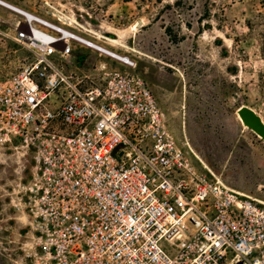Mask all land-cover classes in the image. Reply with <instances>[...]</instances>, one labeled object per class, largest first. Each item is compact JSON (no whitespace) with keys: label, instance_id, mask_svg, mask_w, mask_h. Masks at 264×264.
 <instances>
[{"label":"built area","instance_id":"1","mask_svg":"<svg viewBox=\"0 0 264 264\" xmlns=\"http://www.w3.org/2000/svg\"><path fill=\"white\" fill-rule=\"evenodd\" d=\"M37 16L12 36L32 59L0 78V140L33 162L41 264H264V202L193 164L135 60ZM76 45L110 59L98 82Z\"/></svg>","mask_w":264,"mask_h":264},{"label":"rangeland","instance_id":"2","mask_svg":"<svg viewBox=\"0 0 264 264\" xmlns=\"http://www.w3.org/2000/svg\"><path fill=\"white\" fill-rule=\"evenodd\" d=\"M5 1L131 56L193 164L206 169L195 151L205 172L264 202V143L236 113L247 105L264 121V0ZM24 21L0 4L1 79L32 59L12 39ZM109 60L76 45L71 70L98 82L95 68ZM32 165L23 150L0 140V264H41L38 233L21 199Z\"/></svg>","mask_w":264,"mask_h":264},{"label":"bare ground","instance_id":"3","mask_svg":"<svg viewBox=\"0 0 264 264\" xmlns=\"http://www.w3.org/2000/svg\"><path fill=\"white\" fill-rule=\"evenodd\" d=\"M1 3H3L2 5L3 6H5V7H7V8H9V9H11V10H13V11H15V12H17V13H19L20 15H22L24 18H25V22L27 23V22H32V20H35L34 19V17H38L35 13H31L30 11H28V10H26V9H24V8H22V7H20V6H17V5H15V4H12V3H9V2H7V1H4V0H0V4ZM39 18V17H38ZM33 27H34V25H33ZM35 28V27H34ZM93 32V35H96L95 36V38H98V37H103L102 36V34H100V33H98V32H94V31H92ZM106 38V37H105ZM90 39H92V38H90ZM107 39H109V40H111V41H113V42H117L118 41V38L117 37H107ZM92 42H94V44H96L97 46H99L100 47V50H105V51H108V52H110V53H113V54H115V55H118V56H121V57H123V58H125V56L123 55V54H121V53H119V52H117V51H112L113 49H110V48H108V47H106V46H103V45H101V44H99V43H96V41H93L92 40ZM112 42V43H113ZM119 42V41H118ZM117 42V43H118ZM127 47V46H126ZM134 50V49H133ZM188 145V144H187ZM190 146V145H189ZM191 151H193L192 149H191ZM193 155H194V157L203 165V167L204 168H206L207 170H209V167H208V165L206 164V162L199 156V155H197L196 153H195V151H193ZM206 169H204V170H206ZM240 193H243V194H246V193H244V192H241V191H239ZM257 200H259L260 201V199H257ZM262 202V201H261Z\"/></svg>","mask_w":264,"mask_h":264},{"label":"water","instance_id":"4","mask_svg":"<svg viewBox=\"0 0 264 264\" xmlns=\"http://www.w3.org/2000/svg\"><path fill=\"white\" fill-rule=\"evenodd\" d=\"M236 113L243 126L256 133L264 142V121L261 115L247 105L240 106ZM236 264H242V262H237Z\"/></svg>","mask_w":264,"mask_h":264},{"label":"flooded vegetation","instance_id":"5","mask_svg":"<svg viewBox=\"0 0 264 264\" xmlns=\"http://www.w3.org/2000/svg\"><path fill=\"white\" fill-rule=\"evenodd\" d=\"M238 108H239V107H238ZM247 130L250 131V132L253 134L254 137H256L257 139H259V140H261V141L263 142V140H262V139H261L256 133H254L252 130H249V129H247ZM263 143H264V142H263ZM222 175H223L224 178H226V179H228V180L230 179V178H229V177H230V176H229L230 174H229L228 171L223 172Z\"/></svg>","mask_w":264,"mask_h":264},{"label":"crops","instance_id":"6","mask_svg":"<svg viewBox=\"0 0 264 264\" xmlns=\"http://www.w3.org/2000/svg\"><path fill=\"white\" fill-rule=\"evenodd\" d=\"M5 1V0H4ZM8 2V1H7ZM9 3H11V2H9ZM13 4V3H12ZM117 64V63H116Z\"/></svg>","mask_w":264,"mask_h":264}]
</instances>
